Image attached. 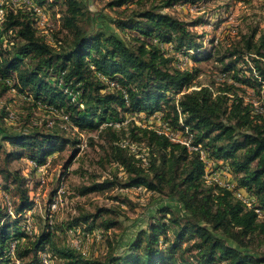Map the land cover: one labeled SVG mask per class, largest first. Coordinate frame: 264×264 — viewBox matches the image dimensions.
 Here are the masks:
<instances>
[{
  "label": "trees",
  "instance_id": "obj_1",
  "mask_svg": "<svg viewBox=\"0 0 264 264\" xmlns=\"http://www.w3.org/2000/svg\"><path fill=\"white\" fill-rule=\"evenodd\" d=\"M27 1L30 4L6 7L0 25L3 92L15 89L33 105L46 107L60 118L62 131L68 127L79 133L102 127L100 134L110 137L112 161L126 173L125 181L114 178L92 184L81 194L118 185L143 187L166 193L183 214L162 207L157 211L161 216L139 230L123 254L115 256L111 251L104 260H88L60 246L47 220L39 233L33 221L35 232L28 235L22 221L26 212L36 208L31 195L36 184L6 166L13 160H26L35 171L49 167L48 158L70 140L50 132H5L0 140L12 151L5 153V167L0 169L4 181L0 187V264H41L43 254L49 262L50 257L57 258L58 264H264L260 248L264 221L255 212L264 211V34L255 40L253 30L243 37L242 46L219 56L213 48L205 52L203 35L191 29L209 23L203 18L188 23L153 9L130 14L126 9L135 0H109V8L120 10L115 27L132 37L133 43L127 44L114 33L83 28L87 11L82 0ZM198 1L163 0L160 7ZM46 4L49 10L60 7L55 14L68 35L65 46H53L39 34L32 6L49 13ZM167 51L186 55L190 51L188 56L195 64L214 59L222 66L216 82L226 85L217 91L208 86L189 91L198 69L177 68ZM240 91H251L259 109L244 102ZM137 114L159 115L174 131L187 129L191 145L198 150L171 142L154 127L134 122L122 126L127 116ZM123 137L145 147L148 161L122 148L118 143ZM200 151L212 163L230 168L235 188L253 197L251 208L205 179ZM11 186L18 195L15 200L8 196ZM109 213L98 209L82 215L68 224L65 233L73 227L107 232L117 223L102 218Z\"/></svg>",
  "mask_w": 264,
  "mask_h": 264
},
{
  "label": "rangeland",
  "instance_id": "obj_2",
  "mask_svg": "<svg viewBox=\"0 0 264 264\" xmlns=\"http://www.w3.org/2000/svg\"><path fill=\"white\" fill-rule=\"evenodd\" d=\"M108 1L82 0L87 11V19L82 22L81 26L90 31L103 30L114 33L127 44H132V37L115 27L114 22L120 16L118 14L120 10L109 8L107 6ZM135 1L126 9L127 13L132 14L153 9L188 23L197 18L208 21V24H202L191 29L193 32L203 35L202 39L206 45L205 52L213 48L219 53V56L233 46H242L243 37L249 36L253 30L257 32L255 40L264 34V0H199L197 2L199 7L192 11L182 7V5L162 8L160 6L163 0ZM10 6L14 7L11 4ZM44 7L48 9L49 4ZM58 9L60 10L59 5L51 10L48 9L51 18L50 24L45 30H40L39 34L43 35L53 46L60 47L68 43V35L61 29V21L55 14ZM211 39H214V42L210 46L208 43ZM221 67L214 59L199 64L191 62L189 66L185 67L186 70L191 71L196 68L199 73L194 81L195 84L189 91L197 90L199 86H208L213 91L224 87L226 84L220 83L223 85L220 86L216 80ZM245 93L240 91L238 96L243 97V101L247 104H252L259 109L251 91ZM48 121H53L52 128L46 125ZM127 122H134L137 126H149V128L159 125L157 117L147 118L144 114L127 116L126 122L122 126H125ZM61 126L63 124L60 118L52 115L46 107L33 105L15 89L3 92V87L0 84V135L5 132L41 131L56 133L70 140V143L66 144L62 151L48 158L51 160L49 167H41L35 171L26 160H13L6 166L11 173L17 172L23 178H27L36 184L31 195L34 198L37 197L39 202L32 211L35 214L33 221L37 233L45 228L46 204L49 200L56 198V191L59 187L63 188V193L51 218V230L55 232V239L60 246L74 249L88 260H104L111 251L114 252L115 256L123 254L134 240L137 232L146 229L148 224L161 216L157 211L162 207H169L176 213L181 212L180 214H183L176 201L166 193H153L143 187L126 189L118 185L81 194L84 187L99 184L106 180L111 181L116 178L120 183H123L126 173L112 161L110 137L103 133L100 134L102 127L97 131L85 130L78 133L68 127L62 131ZM119 126L116 124L115 127L120 129ZM122 136L125 135L119 133V137ZM73 142L75 143L73 144ZM120 143L118 144L134 158L148 161L149 152L142 145L134 144L124 137ZM9 151H12V147L0 140V169L5 167V153ZM40 178L44 181L43 185L40 184ZM222 178L228 180L224 176ZM3 183V178L0 175V187ZM1 192L0 201L2 200ZM8 196L12 200L18 198L14 187H10ZM98 209L109 210L110 213L103 215L102 218L115 220L116 226L107 232L100 230L99 238L91 237L89 240L81 238L76 246L73 245L72 238L65 233L68 224L82 215L93 214ZM260 248L264 252V238L261 239ZM58 263L57 258L50 257V264Z\"/></svg>",
  "mask_w": 264,
  "mask_h": 264
},
{
  "label": "built area",
  "instance_id": "obj_3",
  "mask_svg": "<svg viewBox=\"0 0 264 264\" xmlns=\"http://www.w3.org/2000/svg\"><path fill=\"white\" fill-rule=\"evenodd\" d=\"M23 3L30 4L29 1L27 0H0V25L3 21L6 7L11 8L10 4L13 5L14 7H20L21 4ZM182 7L192 11V10H197L199 5L197 3L194 5H182ZM32 11L35 15L36 27L39 30H45L50 24L49 23L50 22L49 13L36 6H32ZM160 47L163 48V46L161 45ZM167 49L170 50V46H166L165 50ZM167 53H168L167 56L172 55V57L175 59V66L181 70H186L185 67L189 66L191 63L190 57L188 56L189 54H191L190 51H187V55L181 52L170 53L169 51H167ZM154 117L156 118L157 116H154ZM157 119H158L159 125L157 127H154L157 133L164 135L171 142L184 145L190 151L198 150V148L191 145L192 135L189 134L187 129L183 131H174L166 123H162L158 117ZM53 125H54L53 121L47 122V126L52 127ZM200 157L205 163L204 177L207 181L214 182L219 187L229 191L234 200L243 202L248 208L252 207V203L254 202L253 197L249 196L244 190L235 188V185L231 178L232 174H231L230 168L227 165L221 164L220 166H218L212 163L210 160L206 159L205 155L201 151H200ZM39 169L40 168H38V170ZM222 176H224L225 178H228V180H225L224 178H222ZM43 183L44 181L40 178V184L43 185ZM62 193H63V188L59 187L56 191V198L51 199L46 204V212H47L46 220L49 225L52 224L51 218H52L53 213L56 211L55 209L57 207V204L59 203V198ZM34 202H35V207H36L39 204L37 197L34 198ZM7 205L8 207L10 206L8 201H7ZM255 212L257 213L259 220L264 221V211L255 210ZM26 213L24 217L25 219L22 221V228L25 233H27L28 235H32L35 232L34 226H33V218L31 216L32 211H28ZM66 235L72 238V243L73 245L76 246L77 243L80 242L81 238L83 240L85 239L89 240L91 237L99 238V231L95 230L93 233H89L81 227H73V228H69L66 231ZM14 245L15 243L11 244V252H10L11 255L13 254ZM41 264H50L48 257L45 254L41 256Z\"/></svg>",
  "mask_w": 264,
  "mask_h": 264
}]
</instances>
